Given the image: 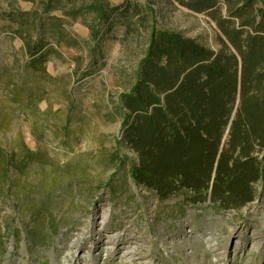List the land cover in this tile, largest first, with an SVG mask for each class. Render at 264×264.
Instances as JSON below:
<instances>
[{
    "label": "rangeland",
    "instance_id": "rangeland-1",
    "mask_svg": "<svg viewBox=\"0 0 264 264\" xmlns=\"http://www.w3.org/2000/svg\"><path fill=\"white\" fill-rule=\"evenodd\" d=\"M243 1L196 12L177 0H0V264H129V246L130 264H264L262 181L238 209L185 190L160 199L132 178L137 155L122 141L121 97L150 38L240 57L222 32H255L229 13ZM125 3L144 18L97 21L98 4ZM29 42L52 52L39 70Z\"/></svg>",
    "mask_w": 264,
    "mask_h": 264
},
{
    "label": "trees",
    "instance_id": "trees-1",
    "mask_svg": "<svg viewBox=\"0 0 264 264\" xmlns=\"http://www.w3.org/2000/svg\"><path fill=\"white\" fill-rule=\"evenodd\" d=\"M177 1L196 12L217 5ZM257 1L244 0L229 12L240 29L255 32H222L240 57L226 45L216 54L177 34L152 37L130 93L121 97L127 111L122 141L138 161L132 178L160 199L185 190L193 204L238 209L252 202L254 184L264 183L258 160L264 152V12L254 10ZM94 10L106 24L114 15L145 16L128 3ZM27 53L33 70L52 54L33 42Z\"/></svg>",
    "mask_w": 264,
    "mask_h": 264
},
{
    "label": "bare ground",
    "instance_id": "bare-ground-1",
    "mask_svg": "<svg viewBox=\"0 0 264 264\" xmlns=\"http://www.w3.org/2000/svg\"><path fill=\"white\" fill-rule=\"evenodd\" d=\"M113 238H114V236H112V235L109 236V239L110 240H112ZM76 245L73 246V247L76 248ZM111 249H113V247ZM134 253H135V248H133L132 246H129V248H127L124 251V254H125V256H124L125 263H129V264L132 263V260L134 259V258L132 259V257L135 255ZM88 263H89V260H88Z\"/></svg>",
    "mask_w": 264,
    "mask_h": 264
},
{
    "label": "water",
    "instance_id": "water-1",
    "mask_svg": "<svg viewBox=\"0 0 264 264\" xmlns=\"http://www.w3.org/2000/svg\"><path fill=\"white\" fill-rule=\"evenodd\" d=\"M207 203H209V202H207Z\"/></svg>",
    "mask_w": 264,
    "mask_h": 264
}]
</instances>
